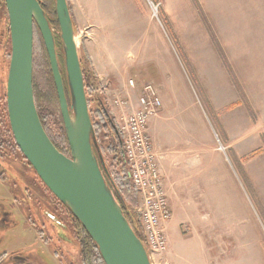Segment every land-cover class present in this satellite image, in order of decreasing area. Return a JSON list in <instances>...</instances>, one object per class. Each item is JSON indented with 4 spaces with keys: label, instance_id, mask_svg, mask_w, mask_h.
Listing matches in <instances>:
<instances>
[{
    "label": "rangeland",
    "instance_id": "rangeland-1",
    "mask_svg": "<svg viewBox=\"0 0 264 264\" xmlns=\"http://www.w3.org/2000/svg\"><path fill=\"white\" fill-rule=\"evenodd\" d=\"M90 3L86 19L91 30L73 24L78 56L83 66H88L85 57L90 55L87 51L96 52L97 44L107 58L106 62L111 60L115 64L116 73L128 76L127 71L130 72L126 83L128 79L134 81L137 97L143 84L155 85L160 90L158 95L163 108L165 104L167 111L171 109L176 120L183 117L195 120L190 129L203 134L204 156H208V145L220 146L217 132L212 130L213 119L202 110L200 100H204V92L202 89L198 91L201 76L211 80V85L218 92L222 86H226L227 81H231L233 85H229L235 88L236 103L245 107L252 97L260 98L264 113V0H90ZM7 29L3 1L0 0V96L5 89L11 52L7 46ZM91 36L94 48L89 43ZM36 37L34 33L36 46L33 44V58L38 67L35 69V84L42 90L47 86V78L43 74L47 64L44 50ZM103 65V70L111 76L108 65ZM257 81L261 87L254 93ZM168 85L171 91H162ZM94 90V95L103 94L118 126L116 110L111 102L118 99L119 93L110 99V89H106L107 92L104 90L106 95L99 87ZM121 94L127 96L125 91ZM227 94L232 96L230 89H227ZM250 109L252 122L256 121V115ZM260 127L262 129L261 124ZM104 131L107 132L98 128V137L103 138ZM207 131L211 132V136ZM161 134L164 139L166 132ZM259 137L258 144L254 146L258 149L257 153H252L256 160L252 164L254 170L250 172L251 177L242 173L231 152L219 149L216 153L238 178L234 195L228 197L231 207H222L226 196H220V207L216 206L212 220H216L214 222L220 228L213 226L211 232L204 235L208 262L201 254V243L194 237L197 228L194 227L192 231L186 224L178 226L181 215H184L180 211L168 224L167 236L171 246L169 254L162 258L165 263L264 264V136L260 134ZM10 149L5 148L0 153V204L9 211L14 223L0 232V254H31L32 264H80L79 250L75 245L73 249L60 241H48L52 227L58 231L61 229L47 223V213L56 215L68 224L67 210L38 185L40 182L33 169L22 165L24 162H21L17 151ZM105 158L110 159L108 152ZM218 172L224 173L225 170L221 167ZM23 175L31 185L25 184ZM24 189L28 190L27 200L40 209L38 213L33 209L30 211L33 218H27L28 211L17 207V202L25 203L22 195ZM15 193L17 195L12 197ZM227 214L233 215V227L237 225L235 228L231 227ZM27 219L34 221L35 226L30 225ZM227 230H231L228 237L231 243L226 241L227 237H222ZM2 259L0 264L7 260Z\"/></svg>",
    "mask_w": 264,
    "mask_h": 264
},
{
    "label": "water",
    "instance_id": "water-1",
    "mask_svg": "<svg viewBox=\"0 0 264 264\" xmlns=\"http://www.w3.org/2000/svg\"><path fill=\"white\" fill-rule=\"evenodd\" d=\"M2 1L11 48L6 109L19 152L49 192L78 220L104 264H151L146 248L123 216L103 176L107 171L94 137L67 0H54L62 55L38 0ZM35 27L48 57L69 157L51 143L37 114L32 86Z\"/></svg>",
    "mask_w": 264,
    "mask_h": 264
},
{
    "label": "crops",
    "instance_id": "crops-1",
    "mask_svg": "<svg viewBox=\"0 0 264 264\" xmlns=\"http://www.w3.org/2000/svg\"><path fill=\"white\" fill-rule=\"evenodd\" d=\"M68 2L75 27L79 28L81 26L90 29L86 19L88 17L87 8L91 5L90 0H68ZM92 39L93 37L91 36L89 41L91 44L94 42ZM92 46L94 48L93 44ZM96 49V52H87L90 55L91 64L100 82V90L104 93V90L107 92L106 89H110V96L108 95L110 99L116 97L115 95L119 93L117 97L127 101L125 111L136 110L139 107L138 99L141 90L140 93L138 91L137 97L134 81L128 79V83H126L130 72L127 71L128 76L116 73L113 61L109 60V62H106L107 58L100 51L97 44ZM103 63L108 65L109 69L107 70L111 71V76L107 71L103 70ZM200 78L202 81L200 80V85L198 84L200 86L198 91L202 89L204 92V100H200L202 110L203 113L210 114L213 119L214 123L211 122V125L214 129L212 130L217 132V138L220 140H218L219 146H223L226 151L232 153L233 158L237 159L244 175H250V172L254 170L252 164L256 160L252 157V153H257L256 151L258 150L254 146L258 144L259 135L263 134L264 136V113L261 109L260 98L254 99L252 97V100L247 101V106L245 107L243 104L236 103L235 88L232 86L231 81H227L226 86H222L219 89L221 91L218 92L211 85V80L204 79L202 76ZM130 81L133 84L132 86L129 85ZM229 84L232 85L230 86ZM153 86L159 94L160 90L155 85ZM244 87L248 88L247 86ZM255 87L254 93L260 90L261 84L259 81H257ZM227 89H230L232 96L227 94ZM124 91L127 93V96H122L121 92L124 94ZM162 91H171L170 85ZM196 94L199 95L198 93ZM225 97L226 99L223 100ZM202 102L206 103L205 106H203ZM206 106L208 107V112ZM250 107L253 114L256 115V121L253 122ZM176 118L175 113H172L171 109L167 111V107L164 104V108L163 106L161 107L159 115L150 120L147 133L157 152L158 165L164 178V187L172 212V219L169 224L174 219L175 214L182 211L184 215H181L182 220L178 223V226L186 224L192 231L194 227L197 228V232L194 231V237L201 243V254L204 256L206 262H208V257L204 251V235L211 232V227H219V224L214 222L216 220L212 219L216 214V206L220 207V196L227 197L222 207H231L230 204L232 203L229 202L228 197L232 198L234 195L238 177H234V172L230 171L225 160L216 154L220 149L217 145H208L209 154L206 153L208 156L203 155V134L201 132L198 133L196 129H190V126L195 122L194 119L183 117L176 120ZM163 131L166 132L164 139H162L163 136L161 134ZM216 134L214 133V135ZM208 136H211V132H208ZM210 153L215 154L212 155ZM221 167L225 170L224 173L218 172V168ZM259 204L261 205V203ZM232 216V214H227L231 227L235 228L237 225L233 227L234 217ZM168 228H170L169 225L167 226V230ZM230 234L231 230H227L226 234L222 236L227 237L226 241L228 243L232 242L228 238ZM170 246L169 241L168 252L170 251ZM168 261L170 262L169 259Z\"/></svg>",
    "mask_w": 264,
    "mask_h": 264
},
{
    "label": "trees",
    "instance_id": "trees-1",
    "mask_svg": "<svg viewBox=\"0 0 264 264\" xmlns=\"http://www.w3.org/2000/svg\"><path fill=\"white\" fill-rule=\"evenodd\" d=\"M38 2L44 11L45 16L50 26L54 30L55 45H56L57 51L60 52L61 41L59 37V25H58L56 12H55L54 0H38ZM67 4H68L69 11H70V4L68 0H67ZM3 10L5 14V20L6 22H8V17H7V12H6L4 2H3ZM70 15H71V12H70ZM71 18H72V15H71ZM72 22H73V18H72ZM34 33L37 35L35 39L38 40L39 44L44 50L45 61L47 64V68L43 70V74L47 78V86L45 89L40 90L36 87V84H35V69H37L38 67L35 66L36 61L34 62L35 58H33L34 70H33V75H32V86H33V96H34V102H35L37 114L42 124V127L44 131L46 132L48 138L50 139L51 143L60 153L69 157L70 156L69 146H68L67 139L65 136V131L63 128L57 94H56L55 86L53 83V78H52V74L50 70L48 57H47V54H46V51L43 45V41L36 27L34 28ZM34 44L36 46L35 40H34ZM9 45H10V39L8 36L7 46L9 47V51H10ZM57 58L61 66V63L63 62L61 59V55L59 53H57ZM85 60L88 66L84 67L81 59H80V65H81V70L83 74L85 94H86V98L88 102V110H89L91 122L93 125L94 137L96 139V143L102 155V159H103L104 166L106 168L108 177L106 175H103V176L116 202L120 206L123 216L129 223L134 234L137 236L138 239H140L144 247H146L144 243L143 235H142V232L139 226L138 215L136 212L137 202H138L137 192L132 186L131 181L129 179V169H128V166L126 164L125 157H124L122 136L120 134L119 128L115 122L113 115L110 113V110L106 106V101L104 100L103 94H101L102 96L94 95L95 93L94 89L96 87H99L101 89L100 82L91 64L89 56L87 57L86 55ZM62 71L63 69H61V72ZM63 80H64L65 92L68 97L65 79L63 78ZM5 88H6V85H5ZM98 128L105 129L107 131V132L104 131L105 136H103V138L98 137V132H97ZM104 139H106V142ZM101 140H102V143H101ZM5 148H9V149L11 148L14 151L16 150L20 158H22L21 162L22 161L24 162V163L22 162L23 163L22 165L27 166V168L31 169L30 165L23 158V156L19 152L14 142V139H13V136L10 130L9 122H8V117H7L6 97H5V89H4L0 96V151L4 150ZM2 152L3 151H1L0 153ZM106 152H108V154L110 155V159L108 160L107 158H105ZM23 178H24L25 184L29 183L31 185L30 180L26 178L25 175H23ZM39 182L40 183L38 185L42 189L44 188L46 191H49L40 180ZM24 192L28 194L27 189H24ZM53 198L64 209L67 210V212L69 213L72 219L74 228L76 227L77 230L78 231L80 230V232L83 233L82 235L86 237L85 240L89 243L88 245L89 248L88 250L86 249L85 252H87L88 257H90L89 262L87 263L88 264H99V263L104 264L98 253L95 243L88 236V234L83 229V227L78 222V220L72 215V213L69 211L67 207L63 206L54 196ZM85 252L83 250L82 251L80 250L82 259H84L83 262H85L86 264L85 257H84Z\"/></svg>",
    "mask_w": 264,
    "mask_h": 264
},
{
    "label": "built area",
    "instance_id": "built-area-1",
    "mask_svg": "<svg viewBox=\"0 0 264 264\" xmlns=\"http://www.w3.org/2000/svg\"><path fill=\"white\" fill-rule=\"evenodd\" d=\"M132 86V82H129ZM123 152L129 169V179L137 192L139 226L151 264H167L162 258L168 253L167 226L172 218L161 174L157 152L148 136L152 118L157 117L162 104L158 91L150 83L142 86L139 107L125 111L127 101L114 99ZM220 149L224 148L220 145Z\"/></svg>",
    "mask_w": 264,
    "mask_h": 264
},
{
    "label": "flooded vegetation",
    "instance_id": "flooded-vegetation-1",
    "mask_svg": "<svg viewBox=\"0 0 264 264\" xmlns=\"http://www.w3.org/2000/svg\"><path fill=\"white\" fill-rule=\"evenodd\" d=\"M30 168H31V166H30ZM47 192H49V191H47ZM16 195L17 194L15 193L14 195H12V197H14ZM22 195L24 197L25 203H21V202L16 201L18 204L17 207H19V209H21V210L23 209L24 211L25 210L28 211L27 218H29V217L33 218L34 215L30 211L33 209L38 213V211H40L39 206L28 201L26 198L27 193H25L24 191L22 192ZM1 205H2V207H1ZM0 214H1L0 232H2L4 230H6L7 228H9L14 223V221L11 218L9 211H7L6 207L3 204H0ZM66 216L69 219L68 224H66L65 221L63 222L62 220H60L56 215L47 213V215H46V221H48L47 223H51V224L55 225V227H59L61 229L60 231H58L56 229L54 230V227H52V229L49 230L50 231V237L48 238V241H50V242H52L53 240H56L57 242L60 241L61 243L66 244L73 249H74V245H75L76 246L75 248H78V250H79L77 253L78 254V261L81 264H85V262H83L84 259H82V255L80 254V250L81 251L83 250L84 252L86 249L88 250L89 243L85 240L86 237L84 235H82L83 233L80 232V230L78 231L76 227L74 228L72 219H71V217L67 211H66ZM27 220H29V219H27ZM70 221L72 222V224ZM29 224L35 226L34 221L29 220ZM44 227H45V224H44ZM40 231L43 233L42 230H40ZM65 236L68 238H66ZM40 237H42V236H40ZM42 241L45 242V240H42ZM68 242H70V243L67 244ZM70 244H72L73 246ZM81 246H82V248H81ZM30 256H31V254L22 255V254H19L17 252H15V253L3 252L2 254H0V259L1 258H3V259L7 258V260H5V261L2 259L4 261L3 264H32ZM84 257H85L86 264H88L87 262H89L90 257H88L87 252L84 253ZM99 264H101V263H99Z\"/></svg>",
    "mask_w": 264,
    "mask_h": 264
},
{
    "label": "bare ground",
    "instance_id": "bare-ground-1",
    "mask_svg": "<svg viewBox=\"0 0 264 264\" xmlns=\"http://www.w3.org/2000/svg\"><path fill=\"white\" fill-rule=\"evenodd\" d=\"M74 24V23H73ZM73 27H74V25H73ZM75 33V32H74Z\"/></svg>",
    "mask_w": 264,
    "mask_h": 264
}]
</instances>
